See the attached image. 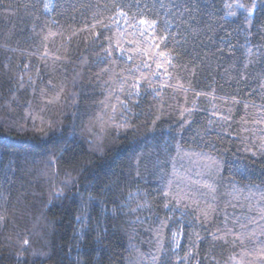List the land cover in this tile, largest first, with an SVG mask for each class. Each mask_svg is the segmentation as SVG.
I'll return each instance as SVG.
<instances>
[{
    "label": "trees",
    "instance_id": "1",
    "mask_svg": "<svg viewBox=\"0 0 264 264\" xmlns=\"http://www.w3.org/2000/svg\"><path fill=\"white\" fill-rule=\"evenodd\" d=\"M163 2L0 0V264H264V0Z\"/></svg>",
    "mask_w": 264,
    "mask_h": 264
},
{
    "label": "snow or ice",
    "instance_id": "2",
    "mask_svg": "<svg viewBox=\"0 0 264 264\" xmlns=\"http://www.w3.org/2000/svg\"><path fill=\"white\" fill-rule=\"evenodd\" d=\"M160 3V7L161 8H165L166 5L164 4L163 0H159ZM45 7L47 8L48 5H45ZM178 7V5H177ZM171 11V10H169ZM118 15H120L121 17H126L127 14L123 11H120L118 13ZM137 24L139 26H142L140 28V33L141 35H150L153 37H158L157 39H155L153 41L154 47L156 48V55L158 57H160L161 59V63L157 64V67H163V65L165 63L171 65L172 64V60L169 57V54L163 50H161V44H164L165 47H167L166 41L168 39L167 36L164 35H160L159 34V30L157 29V20L155 18L152 19H138ZM134 27L136 26V24L133 25ZM164 31H167V28H164ZM109 55H112L111 51H108ZM22 79V78H21ZM133 87H135L137 89V93L139 91V82H136ZM253 155H255V152H253ZM59 196V194H57V197ZM213 238L217 239V240H224L223 236L217 235L216 233H213ZM237 239H239V237H237ZM225 243H227L226 240H224ZM24 245L27 246L29 245V241L28 240H24ZM27 250V247H25L22 251L25 252ZM262 253H264V249L261 250ZM33 255H47L46 253H33ZM264 258V257H262ZM16 264H28L27 260L22 258V257H18Z\"/></svg>",
    "mask_w": 264,
    "mask_h": 264
}]
</instances>
